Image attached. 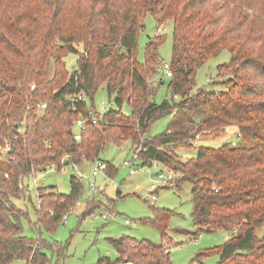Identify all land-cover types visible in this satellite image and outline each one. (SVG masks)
Here are the masks:
<instances>
[{
	"label": "trees",
	"instance_id": "1",
	"mask_svg": "<svg viewBox=\"0 0 264 264\" xmlns=\"http://www.w3.org/2000/svg\"><path fill=\"white\" fill-rule=\"evenodd\" d=\"M148 14L159 26L173 23L167 76L173 99L160 103L153 100L152 79L164 35L151 38L144 61L138 59ZM223 49L231 52L218 66L223 89L195 90L200 66ZM69 53L78 55L73 71L65 60ZM101 88L113 101L103 112L89 103ZM125 102L131 114L122 111ZM174 112L183 116L173 129L148 136L156 121ZM79 119L85 127L77 139ZM232 125L239 128V143L199 146L192 158L175 151ZM128 140L141 165L161 163L175 171L179 187L192 183L196 229L185 233H229L198 259L217 253L218 264H264V0H0V158L10 173L0 178V264H52L46 241L23 234L27 214L10 195L21 191L26 176L67 159L94 161L107 145ZM115 171L106 163L109 176ZM71 187L69 194L38 188V224L52 230L75 207L83 191L78 176ZM91 200L87 213L101 207L96 196ZM172 214L155 208L152 222L165 240ZM111 242L117 258L104 256L97 264H172L163 244L126 236Z\"/></svg>",
	"mask_w": 264,
	"mask_h": 264
},
{
	"label": "rangeland",
	"instance_id": "2",
	"mask_svg": "<svg viewBox=\"0 0 264 264\" xmlns=\"http://www.w3.org/2000/svg\"><path fill=\"white\" fill-rule=\"evenodd\" d=\"M157 34L165 37L160 47L159 72L152 79L156 86L153 87L156 89L153 100L160 103L164 99H173L172 91L168 86L170 78L162 67L164 63L172 62L173 23L169 21L159 26L152 14H148L145 27L138 39L139 61H144L145 46ZM230 59L231 52L223 49L200 66L195 90L197 88L223 89V86L217 83L219 79H222L218 77V66ZM65 60L68 70L73 71L77 67L78 55L69 53ZM161 80H164L162 84ZM174 99L178 100V97ZM89 103L94 104L99 111H103L102 107L108 109L113 105V101L104 88L99 89L94 101L89 100ZM122 111L125 114H131L130 104L125 102ZM181 116H183L181 112L180 114L174 112L159 119L152 125L148 136L170 131ZM181 122L186 120L182 119ZM75 131L81 134L77 126ZM240 141L239 128L232 125L219 136H200L194 142V146L179 147L175 151L182 157L192 158L197 155L199 146L220 147L225 143L236 144ZM133 144L132 140L125 141L121 146L109 144L101 153L100 159L103 163L110 162L116 166L112 176L107 174L106 169H102L96 176L92 175L97 158L80 164L70 163L62 168L57 165L56 171L48 167L26 176L21 182V191L16 195L10 193L14 203L27 214L21 220L24 227L23 234L33 239L41 236L46 241L43 250L51 257L52 264H97L104 256L114 261L117 258V250L111 239L122 236L132 237L136 241L149 240L156 244H163L171 251L172 264H218L220 256L217 253L209 254L202 259H198L197 255L204 250L224 244L230 237L229 233L220 230L215 233L204 232L196 237L185 233V231L196 229L193 220L192 183L186 182L179 187L176 185L177 174L170 178L168 169L161 163H154L152 166L141 165L140 158L134 155ZM125 161H129L132 165H126ZM162 173L163 178L160 176ZM74 175L78 176L83 183V191L78 203L54 229L49 230L43 224H38L37 210L40 207L38 188L54 186L60 193L69 194L72 188L71 177ZM7 176H10L8 163L0 158V178ZM89 182H94L96 188H91ZM153 194L156 195L155 199H152ZM94 196L100 199L101 207L97 206L91 213H87L88 202L93 201L91 199ZM155 208L170 209L173 212L169 220L167 240L163 239L161 231L152 222L155 217ZM102 214H106L108 218L104 219ZM127 219L130 223L126 222ZM144 219L149 221L144 222ZM12 264H26V262L20 259Z\"/></svg>",
	"mask_w": 264,
	"mask_h": 264
},
{
	"label": "built area",
	"instance_id": "3",
	"mask_svg": "<svg viewBox=\"0 0 264 264\" xmlns=\"http://www.w3.org/2000/svg\"><path fill=\"white\" fill-rule=\"evenodd\" d=\"M162 67H163V69H164V71H165V73H166L167 76H171L172 75L171 65L169 63H164L162 65ZM41 107L42 108L46 107V103L41 104ZM102 108H103V111H106L107 110L104 107H102ZM77 127H79L80 130L83 129L85 127V121L83 119H79L77 121ZM80 137H81V135L79 133H76V138L77 139H80ZM97 159H98V161L96 162V167L92 171V175L93 176H96L102 169H106V164L102 162V160L100 159V157L97 158ZM155 163H157V162H155ZM125 164L126 165H132L129 161H125ZM64 166H65L64 163H62V165L60 166V168H62ZM48 167H51V170H53V171H56V168H58L57 165L48 166ZM167 169H168V174H169V177L170 178H172L173 176L176 175V173H175L174 170L169 169V168H167ZM160 176L163 178L164 177V174L162 173ZM89 184H90L91 188H93V189L96 188V184L94 182H89ZM155 198H156V195L153 194L152 199H155ZM109 204H111V202ZM109 210H112V209H109ZM114 215H115V213H114ZM66 217H67V214L64 216V218H66ZM102 217L104 219H107L108 218V216L106 214H102ZM126 222L127 223H130V220L127 219Z\"/></svg>",
	"mask_w": 264,
	"mask_h": 264
},
{
	"label": "crops",
	"instance_id": "4",
	"mask_svg": "<svg viewBox=\"0 0 264 264\" xmlns=\"http://www.w3.org/2000/svg\"><path fill=\"white\" fill-rule=\"evenodd\" d=\"M124 263V262H123ZM116 264H122V263H116ZM125 264H136V263H132V262H125Z\"/></svg>",
	"mask_w": 264,
	"mask_h": 264
},
{
	"label": "water",
	"instance_id": "5",
	"mask_svg": "<svg viewBox=\"0 0 264 264\" xmlns=\"http://www.w3.org/2000/svg\"><path fill=\"white\" fill-rule=\"evenodd\" d=\"M70 164V161L67 159L65 162H64V165H68Z\"/></svg>",
	"mask_w": 264,
	"mask_h": 264
}]
</instances>
